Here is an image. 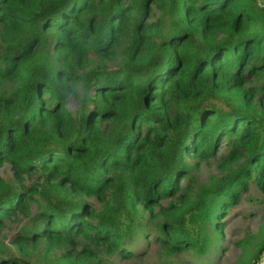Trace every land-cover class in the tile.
Instances as JSON below:
<instances>
[{
	"label": "trees",
	"instance_id": "1",
	"mask_svg": "<svg viewBox=\"0 0 264 264\" xmlns=\"http://www.w3.org/2000/svg\"><path fill=\"white\" fill-rule=\"evenodd\" d=\"M214 158L222 176L197 184ZM252 183L264 0H0V233L21 221L0 264H34L10 245L64 264L137 256L157 207L162 264L200 261ZM263 254L264 237L251 264Z\"/></svg>",
	"mask_w": 264,
	"mask_h": 264
},
{
	"label": "rangeland",
	"instance_id": "2",
	"mask_svg": "<svg viewBox=\"0 0 264 264\" xmlns=\"http://www.w3.org/2000/svg\"><path fill=\"white\" fill-rule=\"evenodd\" d=\"M71 112L78 108L74 100L67 104ZM215 159L210 163L202 162L200 167L193 170L197 184H208L214 177L222 176L218 171ZM193 163V160L191 161ZM2 175L5 178H12L9 166L2 169ZM159 207L152 213L146 211L145 217L148 222V238L138 237L132 248L141 249L137 256L128 259H121L117 255L107 256L109 264H162L165 256L160 244L155 240L158 233L156 228L157 212ZM222 236L219 237L220 245L213 248L208 257L195 261L191 255L174 254L167 256L169 260L178 262L177 264H251L253 255L264 237V190L255 184H251L247 191L243 192L236 203H234L229 212L219 217ZM19 218L8 220L0 233V241L3 244H9L10 237L20 226ZM10 249L16 256L23 257L28 254L34 264H64L60 254L62 252L58 247H54L47 252L46 246L40 245L36 250H18L13 245ZM188 260V261H186ZM257 264H264V254L257 261Z\"/></svg>",
	"mask_w": 264,
	"mask_h": 264
}]
</instances>
